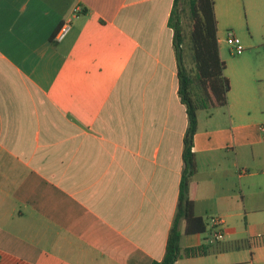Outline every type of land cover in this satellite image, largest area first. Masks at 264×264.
Returning a JSON list of instances; mask_svg holds the SVG:
<instances>
[{
    "label": "crops",
    "instance_id": "0c3cea01",
    "mask_svg": "<svg viewBox=\"0 0 264 264\" xmlns=\"http://www.w3.org/2000/svg\"><path fill=\"white\" fill-rule=\"evenodd\" d=\"M213 1L217 20L229 0ZM172 4L0 0V264L163 257L187 126ZM217 38L227 105L197 111L189 192L204 222L224 220L214 245L230 246L243 241L227 242V223L247 205L264 211V59L254 53L264 58V40L226 60ZM205 232L185 235L184 247L207 245ZM254 250L249 260L223 250L174 264H264V244Z\"/></svg>",
    "mask_w": 264,
    "mask_h": 264
},
{
    "label": "trees",
    "instance_id": "16d2710c",
    "mask_svg": "<svg viewBox=\"0 0 264 264\" xmlns=\"http://www.w3.org/2000/svg\"><path fill=\"white\" fill-rule=\"evenodd\" d=\"M172 29V42L178 68V95L186 109L187 126L183 135L179 194L176 211L166 239L163 257L151 264H174L182 256L206 255L245 244L201 247H184L185 235L203 233L204 220L194 211L190 197V183L196 173L193 151L194 134L197 130V111L227 105L229 80L224 74L225 62L219 56L217 20L213 0H173L168 19ZM187 45L189 59L185 57ZM188 61V62H187ZM264 244V240L256 242Z\"/></svg>",
    "mask_w": 264,
    "mask_h": 264
},
{
    "label": "rangeland",
    "instance_id": "374dc122",
    "mask_svg": "<svg viewBox=\"0 0 264 264\" xmlns=\"http://www.w3.org/2000/svg\"><path fill=\"white\" fill-rule=\"evenodd\" d=\"M217 30L220 51L226 60L237 56L233 53L232 46L225 41L228 32H232L239 39L244 48L243 53L251 49L252 45L258 46L264 40V0H229L228 3L218 1ZM188 52L186 45L185 57L187 60L189 59ZM255 52L256 60L263 61V51L256 47ZM208 110H212V108ZM263 176L257 180H264ZM246 196L245 194V198ZM205 220L207 224L209 218L205 217ZM263 223L264 211L259 212L249 205L243 207L241 215L227 223V229L231 231L228 236L230 241L227 242L233 244L232 242L236 239L238 242L243 241L245 245L238 249L227 250L225 257L235 261L244 260L243 258L251 259L255 252L256 242L264 233ZM207 234L205 232L206 236Z\"/></svg>",
    "mask_w": 264,
    "mask_h": 264
},
{
    "label": "built area",
    "instance_id": "2783aa9c",
    "mask_svg": "<svg viewBox=\"0 0 264 264\" xmlns=\"http://www.w3.org/2000/svg\"><path fill=\"white\" fill-rule=\"evenodd\" d=\"M70 28L69 21H64L57 32L54 35L56 40H61ZM225 41L227 44L232 46V50L235 54L242 52L243 47L240 44V41L232 32H228ZM205 231L207 234V243L214 244L218 241H221L225 237V224L224 220L219 216H211L208 223L206 224Z\"/></svg>",
    "mask_w": 264,
    "mask_h": 264
}]
</instances>
